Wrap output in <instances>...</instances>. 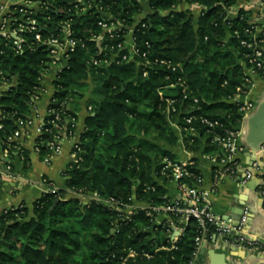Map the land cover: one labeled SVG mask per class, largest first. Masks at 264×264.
<instances>
[{"label":"trees","instance_id":"obj_1","mask_svg":"<svg viewBox=\"0 0 264 264\" xmlns=\"http://www.w3.org/2000/svg\"><path fill=\"white\" fill-rule=\"evenodd\" d=\"M45 1L46 8L32 15L41 38L61 36L62 22L70 19L71 38L77 42L68 55V68L53 82L51 105L56 108L67 100L77 120L78 101L91 85L86 102L91 110L78 139L82 161L66 169V189L45 194L31 210L22 206L1 213L0 264H188L201 230L194 219L187 221L173 247L168 223L154 225L161 211L147 216L144 208L127 213L125 207L133 199L153 207L169 204L164 185L173 179L175 168L163 170L162 160L180 164L163 145L177 142L169 120H178L190 151L223 155L213 136H226L242 117L239 104L231 98L246 77L244 55L250 49L240 40L245 38L249 13L240 10L236 17L230 16L238 0H147L150 13L134 32L135 47L145 55L124 50L127 59L117 62L110 60V49L104 45H117L136 24L143 12L140 0ZM183 3L202 7L196 21L190 9H179ZM104 20L124 30L99 44L91 38L102 33ZM21 36L25 38L21 49L12 38L0 37V81L12 85L0 97V161L6 150L13 154L16 144L9 137L17 121L30 115L50 61L47 47L34 38V32ZM92 60L102 63L94 66ZM169 99L176 100V112L170 116ZM190 115L195 118L186 124L183 118ZM199 118L217 125L208 128ZM51 133L39 137L41 158L48 151L45 144ZM18 156L25 158L26 152ZM185 169L190 176L179 181L192 186L201 178L197 162ZM93 193L100 200L87 198ZM109 200L122 212L109 208L105 204ZM168 214L180 226L182 214ZM207 229L209 240L213 227Z\"/></svg>","mask_w":264,"mask_h":264},{"label":"built area","instance_id":"obj_2","mask_svg":"<svg viewBox=\"0 0 264 264\" xmlns=\"http://www.w3.org/2000/svg\"><path fill=\"white\" fill-rule=\"evenodd\" d=\"M92 1L95 2L96 0ZM141 1L142 0H140V3ZM246 1L249 4L248 9L245 10L249 13V22L248 27L244 29L245 38L240 40V44L250 49V52L244 55L246 62H244L243 65L250 74H256L264 78V0ZM90 2L91 0H86L87 4H90ZM44 8H46L45 0H0V37L12 38L14 44L17 46V49H21L22 44L25 43V38L21 36V33L26 31L34 32V38L47 47L49 53L48 56L50 58L40 82L41 88L37 91L36 96L33 98L31 113L26 120L17 121V128L11 134L9 140L16 144L13 147V154H18V152L22 151V148L17 143V140L28 135L30 130L33 129L35 133V142L33 148L36 153H39V145L43 143L39 137L46 132L51 133V131L54 129L56 131L51 133V139L45 144L48 151L42 158L43 162L45 164L52 163L53 159L62 152L63 143L68 141L71 144V152L70 161L67 168H70L73 165L78 167L82 161V149L78 142L79 138L76 135L77 120L74 116H71L70 113L71 105L67 100H63L56 108L53 107L51 105L53 102H55V99L53 98V90V93H51L47 101L43 116L39 114L36 108V104L41 99L42 95L46 93V89L43 86V79L46 76L52 75L54 82L57 79V73H60L63 69L68 68V55L75 50L77 44V42L71 38L70 19L62 22L60 27L61 36L57 35L48 39L41 38L40 33L36 29V21L32 15ZM253 9H257V11H254ZM104 17L108 18L107 15ZM143 18L144 17L137 20L136 24L127 29V34H132L131 40L129 42L126 40V34L125 37H123V40L118 42L117 45H104V49L108 47L110 49V60L116 59L117 62L126 60L127 55L122 53V51L126 50L130 54L126 44L129 45L133 52V54L130 55H145L144 53H139L134 43L135 27L137 23ZM100 25L102 27V33L91 38V40L97 41L99 44L106 40L115 38L120 31L124 30L122 25H116L111 21L108 22L107 20H104L102 23H100ZM235 35H238V33L235 32ZM101 63L102 62L100 60H92V64L94 66H99ZM11 86L12 85L8 82V80L2 79L0 81V97L2 93L8 90ZM252 86V79L250 75L246 74V77L244 78V85L237 89L238 93L235 95L242 98L241 101L237 102L239 104V111L242 114L252 111L256 108V102L246 100V96ZM194 102H197V100L194 99ZM175 103L176 100H167L168 105L166 112L168 116H170V113L176 112ZM90 110L91 107H87V111L90 112ZM1 117L2 116L0 114V119ZM194 118V116L190 115L184 117L183 120L186 124H191ZM199 119L200 122L206 125L208 128H213L217 125L216 121L213 122L206 118ZM1 128L2 124L0 122V129ZM184 130H189L192 132L194 131V128L184 127ZM237 136L238 131L236 129L228 131L226 136H221L219 134H215L213 136V141L217 142L223 148V155L220 156V158L210 157L211 162L214 164V186H216L219 181L225 178H234L237 176L239 169V155L247 151L245 147L236 143ZM261 148H263V146H261ZM9 157V153L6 150L4 152V157L0 161V165H4L7 172L11 170V165L9 162H7ZM162 163L166 164V166L163 167V170L170 166L175 168L173 178L176 179L178 183V188L184 198V201L181 202H183L184 205H180V201H172L169 199V204L162 205L160 207L146 205L144 207L145 213L147 216H151L152 213L156 211L182 214L180 226H176L172 220L168 222V231L170 232V239L173 247L179 238L184 234L185 227L189 219H194L199 224L201 230L195 237L193 256L188 264H195L202 244L204 240H206L208 226L213 227V232L210 234V236L215 238L218 237L225 243L234 247L264 254V243L248 229L247 209L242 211L239 219L235 222L222 219L219 215L213 212L210 206L209 197L212 193V190L202 189L200 187L201 178H198L197 182L192 186H188L179 181V179L183 177L190 176V173H188L185 167L192 164V162L174 164L164 159ZM256 174H259L257 177H260L261 180L259 191L264 196V166L260 168L257 162H253L250 166H248L244 170L243 183L255 177ZM43 183L48 184L45 179L43 180ZM56 192L57 189L50 188L46 194H54ZM87 198L100 200L96 193L89 195ZM105 204L109 208H114L118 212H122V210L116 207V202L113 200L106 201ZM21 207L22 206H19L17 208ZM17 208L3 209L0 211V215L1 213H6L8 210ZM160 225L163 226L165 223ZM173 232L178 233V236L180 237L178 238L177 236H172ZM132 255L133 254H131V256Z\"/></svg>","mask_w":264,"mask_h":264},{"label":"crops","instance_id":"obj_3","mask_svg":"<svg viewBox=\"0 0 264 264\" xmlns=\"http://www.w3.org/2000/svg\"><path fill=\"white\" fill-rule=\"evenodd\" d=\"M141 2L143 12L136 20L150 13L147 0H142ZM248 5L246 0H238L231 8L230 16L232 18L236 17L240 10H247ZM179 9H190L195 21L202 12V7L198 5L189 6L184 3L179 6ZM254 11H257V9ZM131 36V33L126 35L128 42L131 40ZM126 47H128L130 54H133L128 44H126ZM244 72L250 75L253 82V86L250 88L246 100L258 104L261 103L264 101V78L256 74H250L245 67ZM43 80L46 93L42 95L36 104L37 111L41 116L45 113L47 101L54 90L52 75L46 76ZM91 89L90 85V90L78 101L76 123V135L78 138L85 128V118L88 115L86 102L91 97ZM241 100L242 98L237 96L231 98L232 103H237ZM168 123L177 137V142L173 145L166 143H163V145H165L166 150L176 156L180 163L197 162L198 169L201 173L200 187L202 189L212 190L209 199L213 212L224 220L235 222L239 219L242 211L247 209L250 218V229L264 243V196L259 191L260 177H253L243 183L244 170L248 166L253 162H257L260 168L264 166V152H244L240 154L237 176L234 178H225L214 186V164L211 162L210 157L204 154L202 149L190 151L186 148L183 141L184 134L179 127L177 119L169 120ZM263 128L264 118L260 115L258 116V110L254 109L243 113L236 127L238 131L236 143L249 151L255 149L263 135ZM34 142L35 133L31 129L28 135L17 140L22 150L26 152V157L12 154L7 160L11 165L9 172L6 171L4 165H0V211L8 208H17L19 206L31 210L34 203L48 193V189H66V177L64 173L70 161L71 144L65 141L62 145V152L53 159L52 163L45 164L39 154L34 151ZM3 157L4 154L2 155ZM44 179L48 184L43 183ZM159 184H162V182L159 181ZM164 187L167 189V196L170 200L184 201L176 179H171ZM68 196L71 197L72 195L68 194ZM145 206V203L133 199L132 204L125 207V211L129 213L137 208H144ZM170 221L169 214L161 211L156 215L154 225L158 226ZM172 236L180 237L176 232H173ZM195 264H264V254L256 251L243 250L225 243L218 237H211L209 240H204Z\"/></svg>","mask_w":264,"mask_h":264},{"label":"water","instance_id":"obj_4","mask_svg":"<svg viewBox=\"0 0 264 264\" xmlns=\"http://www.w3.org/2000/svg\"><path fill=\"white\" fill-rule=\"evenodd\" d=\"M255 110H258V116L260 115L262 118H264V101H262L261 103H257L256 104V108ZM262 136H261V139L259 140L258 144H257V147L255 149H252V150H248L246 149L247 151L246 152H253V153H261V152H264V128H263V132H262ZM261 146H263V148H261ZM257 175H255V178H257ZM249 216H248V229L252 232V230L250 229V226H249ZM253 233V232H252ZM254 234V233H253Z\"/></svg>","mask_w":264,"mask_h":264},{"label":"rangeland","instance_id":"obj_5","mask_svg":"<svg viewBox=\"0 0 264 264\" xmlns=\"http://www.w3.org/2000/svg\"><path fill=\"white\" fill-rule=\"evenodd\" d=\"M141 4H142V2H141ZM83 201H85L87 198H83V197H80Z\"/></svg>","mask_w":264,"mask_h":264}]
</instances>
